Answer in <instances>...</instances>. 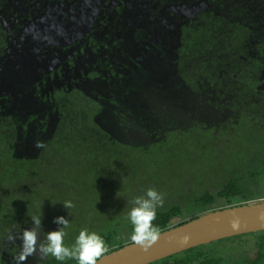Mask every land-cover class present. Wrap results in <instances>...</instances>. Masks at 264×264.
Masks as SVG:
<instances>
[{
	"label": "trees",
	"instance_id": "trees-1",
	"mask_svg": "<svg viewBox=\"0 0 264 264\" xmlns=\"http://www.w3.org/2000/svg\"><path fill=\"white\" fill-rule=\"evenodd\" d=\"M109 1L116 5L108 13L104 6ZM98 3L0 0V118H19L14 109L18 99L27 104L32 101L37 110L48 104V113L53 112L52 104L57 103L55 109L61 113L58 103L62 98L74 97L79 104L73 101L67 107L78 105L87 115L93 107L96 131H107L115 141L135 149L157 142L153 150L162 151L159 123L151 126L140 117L134 119L122 103L132 78L147 72L153 87L148 95L154 101L144 102L141 108L148 105L154 112L155 118L151 120L159 117V111L169 112L173 117L163 124L167 127L164 142L170 139L175 142L181 137L191 141L199 135H208L209 131L239 132L243 123L250 127L249 139L264 130V0H100ZM62 13L66 16L64 28L56 23ZM5 14L16 16L3 22ZM135 25L143 27V33L137 34ZM9 26L22 29L13 34ZM91 47L93 61L95 57L101 60L92 74L85 62ZM72 48L80 50V55L62 64V59L70 57ZM57 61L60 67L56 69ZM61 73L65 78L60 77ZM157 73L161 77L157 78ZM119 78L124 80L123 87L118 86ZM77 83L80 85L75 88L73 85ZM191 110L197 119L194 123ZM61 127L62 124L51 147L58 144L45 152L46 157L54 155L55 161L48 159L57 169L59 155L67 150L66 144L60 143ZM11 140L0 132V179H5L17 162L20 169L34 174L40 160L25 158V154L18 156L24 161L15 159L4 150L11 149ZM49 141L41 139L45 146ZM23 142L21 138L17 141L22 151ZM193 145L183 146L185 155L197 153L192 150ZM15 150L17 154V146ZM4 158L7 161H2ZM252 158L247 160L241 174L234 172L230 179H217L215 192L204 188L202 192L195 190L185 200L167 201V208H157L153 225L161 232L213 210L264 199V160ZM254 172L258 173L256 185L243 184L242 180L250 181ZM119 209L121 218L98 225L92 221L85 227L104 238L108 248L104 254L133 243L129 211L124 206ZM76 229L64 237L65 245L75 244L82 230ZM251 248H257L255 259L249 254ZM40 264H78V261L61 262L47 257ZM149 264H264V230L195 246Z\"/></svg>",
	"mask_w": 264,
	"mask_h": 264
},
{
	"label": "rangeland",
	"instance_id": "rangeland-1",
	"mask_svg": "<svg viewBox=\"0 0 264 264\" xmlns=\"http://www.w3.org/2000/svg\"><path fill=\"white\" fill-rule=\"evenodd\" d=\"M90 1L96 5L100 0ZM115 5L109 1L104 6V10L106 9L109 13L110 7ZM65 22V14H59L56 19L57 25L64 28ZM136 27L135 25L134 28ZM143 30L144 28L138 25L137 34L143 33ZM92 50L91 47L85 57L91 74L94 66L101 61L95 55L93 61ZM164 52L165 49L161 50V56ZM69 54L70 57L61 60L62 64L80 55V50L72 48ZM55 66L56 69L60 67L59 61ZM59 75L65 78L62 73ZM158 77H161V74L157 73ZM130 82V87L123 94V106L132 113L134 119L140 117L151 126L159 123L157 124L159 131L163 135V139L159 141L164 145L162 151L153 150L157 148L155 145L157 142L135 149L131 145L123 146L122 143L115 141L117 139L107 131H96L94 117H92L93 107L88 109L89 115L78 105L74 108L67 107L79 104L74 101V97L62 98V102L58 103L61 113L55 109L58 106L55 105L57 103L52 104L53 112L48 113V104H42L37 110L34 109L36 105L32 101L27 104L24 100L18 99L14 109L19 118L2 119L5 118L2 115L0 132L13 141L11 149L5 147L4 150L6 149L15 159H21L18 156L25 154V158H37L40 161L36 164L34 174L20 169L17 162L11 166V169L9 168V175L3 180L0 179V264H16V257L21 252V240L9 242L7 236L12 233L19 237L25 228L33 227L31 218L33 215L41 217L38 235L40 241L46 243L47 232L62 227L54 222L55 217L64 216L69 219V227L64 229V237H67L75 231L71 229L78 228L80 231L92 221L97 222L96 225H98L109 219L121 218L122 215L117 213L122 211L119 208L124 206L130 212L133 199L144 195L150 187L163 195V207L158 208H167L169 206L167 201L171 203L185 200V197L194 193L195 190L201 191L207 188L215 192L217 179H230L234 172L241 174L249 158L257 157L260 161L264 160L262 156L264 130L258 131L256 137L249 139L247 134L250 132V127L244 123L239 127V132H220L222 137L219 133L209 131L208 135H199L200 137L197 136V139L193 138L191 141L181 137L175 142L171 139L164 142L163 140L167 139L164 137L167 127L163 124L167 122L165 120L173 118L172 115L169 112L162 114L159 111V117L151 120L150 118H155V114L149 106L144 105L141 108L144 102L153 103L154 101V97L148 95L149 89H153L149 73L142 72L133 77ZM117 83L119 87L124 86L122 78H119ZM79 85L77 83L73 86L77 88ZM262 89L264 90V85ZM77 99L81 100L79 97ZM190 116L194 123L197 119L192 110ZM61 124L63 133L61 132L60 136L63 138L59 137V139H61L60 143L66 144L67 150L59 155L57 169L56 165L48 159L50 157L55 161L54 155L46 157L45 152L52 151L58 144L57 142L51 147L57 128ZM176 124L181 126L178 122ZM189 127L190 125L187 126ZM19 138L24 139V142L20 143L24 151L18 146ZM43 138L50 141L47 146L43 144L44 147L37 148L36 143L41 142ZM190 144H194L192 150L197 153L190 154L191 157L189 155L188 157L183 152V146ZM186 153L189 154L188 151ZM2 161L7 160L4 158ZM20 161H24L23 158ZM71 172H73L72 176ZM63 178L70 181H65ZM262 187L264 189V185ZM64 201H71L73 207L65 208ZM256 252L257 248L249 250L252 257H255ZM45 258H41L37 252L29 256L23 264H40Z\"/></svg>",
	"mask_w": 264,
	"mask_h": 264
},
{
	"label": "clouds",
	"instance_id": "clouds-1",
	"mask_svg": "<svg viewBox=\"0 0 264 264\" xmlns=\"http://www.w3.org/2000/svg\"><path fill=\"white\" fill-rule=\"evenodd\" d=\"M36 147L42 148L44 145L38 141ZM132 204L133 207L128 214L133 226L131 241L148 251L160 235V229L153 225V221L156 219L157 208L163 207V195L150 187L144 195L135 197ZM63 205L67 209L73 207L71 201H64ZM31 218L33 227L25 228L19 237L12 233L7 236L9 242L14 243L16 239L21 240V252L16 257V264H23L29 256L37 252L41 258L53 257L61 262L75 259L78 264H99L100 258L108 251L104 238L97 232H90L86 228L79 232L74 245L71 247L65 245L64 229L69 227L70 221L64 216L54 218V222L62 227L47 232L46 243L41 242L38 235L41 217L33 215Z\"/></svg>",
	"mask_w": 264,
	"mask_h": 264
},
{
	"label": "water",
	"instance_id": "water-1",
	"mask_svg": "<svg viewBox=\"0 0 264 264\" xmlns=\"http://www.w3.org/2000/svg\"><path fill=\"white\" fill-rule=\"evenodd\" d=\"M264 230V199L207 212L160 232L145 251L134 243L104 254L99 264H149L195 246Z\"/></svg>",
	"mask_w": 264,
	"mask_h": 264
},
{
	"label": "flooded vegetation",
	"instance_id": "flooded-vegetation-1",
	"mask_svg": "<svg viewBox=\"0 0 264 264\" xmlns=\"http://www.w3.org/2000/svg\"><path fill=\"white\" fill-rule=\"evenodd\" d=\"M7 7L10 8V6H8V5H7ZM18 15H20V14H18ZM7 16H8L9 18L5 19ZM15 16H16L15 14H10V15L5 14V15L3 16V17H4L3 22H4L5 20L9 21L10 19H13ZM17 17H18V16H17ZM9 29H10V32L14 34V33H17V31H18L19 29H22V28L19 27V26H9ZM143 49H144V47H143ZM257 176H258V173H255V172H254V174L250 176V181H248V180H242V183L245 184V183H248V182H252L253 185H256V183H257V181H256ZM262 179L264 180L263 177H262ZM198 191H199V190H197V192H198ZM250 256H251V255H250ZM251 257H252V256H251ZM252 258L255 259V258H256V255H255V257H252Z\"/></svg>",
	"mask_w": 264,
	"mask_h": 264
}]
</instances>
